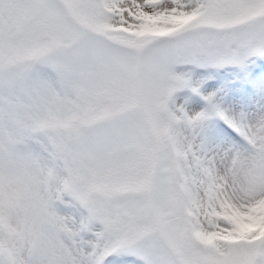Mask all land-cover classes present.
<instances>
[{
	"label": "snow or ice",
	"instance_id": "snow-or-ice-1",
	"mask_svg": "<svg viewBox=\"0 0 264 264\" xmlns=\"http://www.w3.org/2000/svg\"><path fill=\"white\" fill-rule=\"evenodd\" d=\"M264 264V0H0V264Z\"/></svg>",
	"mask_w": 264,
	"mask_h": 264
},
{
	"label": "rangeland",
	"instance_id": "rangeland-1",
	"mask_svg": "<svg viewBox=\"0 0 264 264\" xmlns=\"http://www.w3.org/2000/svg\"><path fill=\"white\" fill-rule=\"evenodd\" d=\"M118 263H121V262H120L119 260H116V261H115V264H118Z\"/></svg>",
	"mask_w": 264,
	"mask_h": 264
},
{
	"label": "bare ground",
	"instance_id": "bare-ground-1",
	"mask_svg": "<svg viewBox=\"0 0 264 264\" xmlns=\"http://www.w3.org/2000/svg\"><path fill=\"white\" fill-rule=\"evenodd\" d=\"M118 264H121V263H118Z\"/></svg>",
	"mask_w": 264,
	"mask_h": 264
}]
</instances>
